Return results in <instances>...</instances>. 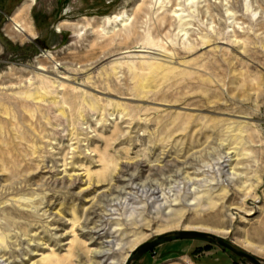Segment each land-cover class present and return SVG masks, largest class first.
<instances>
[{
  "label": "rangeland",
  "instance_id": "374dc122",
  "mask_svg": "<svg viewBox=\"0 0 264 264\" xmlns=\"http://www.w3.org/2000/svg\"><path fill=\"white\" fill-rule=\"evenodd\" d=\"M25 3L0 0V264H251L211 236L264 264V0Z\"/></svg>",
  "mask_w": 264,
  "mask_h": 264
},
{
  "label": "water",
  "instance_id": "95a60500",
  "mask_svg": "<svg viewBox=\"0 0 264 264\" xmlns=\"http://www.w3.org/2000/svg\"><path fill=\"white\" fill-rule=\"evenodd\" d=\"M177 235L180 236L179 238H204L206 236L205 234H200V233H196V232H184V233H180ZM211 238L214 239L217 242V244L220 247H222L223 250H228L229 252L233 253L237 257L242 258V259L250 262L251 264H262L258 259L254 258L252 255L233 248L232 246L224 243L220 238L214 237V236H211ZM162 242H164V238L160 237L153 242L142 244L141 246H139L135 250L134 258L141 256L142 254L153 249L154 247L161 244Z\"/></svg>",
  "mask_w": 264,
  "mask_h": 264
},
{
  "label": "bare ground",
  "instance_id": "6f19581e",
  "mask_svg": "<svg viewBox=\"0 0 264 264\" xmlns=\"http://www.w3.org/2000/svg\"><path fill=\"white\" fill-rule=\"evenodd\" d=\"M26 2H27V3H25V5H23V7H22V8H24V9H22V11L25 10V8H26L25 6H26V5H27V6H30V5L32 4L33 0H26ZM206 9H207V7H206ZM133 248H134V246H132V249H133ZM132 249H131V250H132ZM257 250H258L259 253L264 254V248H262V249L260 248V249H257ZM128 255H129V254H128ZM97 256H98V255H97ZM124 261H125V259L123 260L122 264H124Z\"/></svg>",
  "mask_w": 264,
  "mask_h": 264
}]
</instances>
